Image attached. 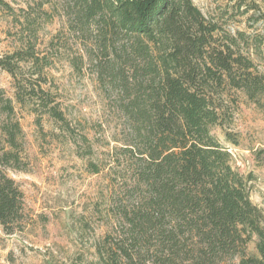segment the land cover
Here are the masks:
<instances>
[{"label": "trees", "instance_id": "1", "mask_svg": "<svg viewBox=\"0 0 264 264\" xmlns=\"http://www.w3.org/2000/svg\"><path fill=\"white\" fill-rule=\"evenodd\" d=\"M63 2L70 31L85 39L94 31L91 48L109 64L122 60L118 70L101 68L99 79L108 75L118 84L132 136L119 149V166L131 171L134 196L111 210L119 226L96 245V261L78 257L68 264H236L237 259L264 264V212L251 200L253 177L234 168L231 154L213 134L232 119L233 91L264 109V74L250 56V37L224 31L193 0ZM0 5L8 6L3 0ZM259 8L247 4L242 15ZM30 11L34 17L24 11L16 21L22 47L0 56V69L11 76L15 90L10 98L0 89V231L9 236L23 230L28 218L24 194L7 173L27 170L16 105L34 115L41 129L48 117L77 145L64 110L46 89L53 63L34 42L39 20L50 22L58 7L45 1ZM72 64L79 67L77 59ZM226 140L238 145L231 133ZM83 141L88 144L86 137ZM93 153L88 144L87 154ZM256 158L263 163L264 150ZM91 168L100 171L96 164ZM254 238L256 253L249 255Z\"/></svg>", "mask_w": 264, "mask_h": 264}, {"label": "rangeland", "instance_id": "2", "mask_svg": "<svg viewBox=\"0 0 264 264\" xmlns=\"http://www.w3.org/2000/svg\"><path fill=\"white\" fill-rule=\"evenodd\" d=\"M3 1L8 6L0 5V56L22 47L23 34L16 21L24 11L31 13L30 7L45 1L58 7L50 22L39 20L41 26L34 42L37 51L53 63L46 89L64 110L77 145L48 117H44L41 129L34 115L16 105L24 134L21 159L27 170L9 169L7 173L24 194L28 218L23 230L14 235L0 231V264H68L78 257L87 263L95 262L96 245L107 235L114 236L119 226L111 210L120 200L129 204L134 199L130 192L132 173L119 166L123 163L119 149L132 136L119 106L118 84L108 75L104 81L99 79L101 68L113 66L118 70L122 60L109 64L98 50L91 48L94 31L85 39L81 32L68 29L60 7L63 0ZM193 1L205 16L214 17L224 31L250 37V56L264 74V0ZM244 2L238 10V4ZM250 3H257L259 10L242 15ZM44 9L51 11L49 5ZM72 59H77L78 68ZM0 89L14 98L13 80L1 69ZM232 97L235 100L229 104V110H234L231 121L213 128V134L231 154L234 168L253 177L251 200L264 212V162L256 158L264 150V109L250 102L243 92L233 91ZM227 133L236 137L237 146L226 140ZM84 137L94 149L92 155L87 154ZM91 164L98 165L99 173L93 172ZM255 243L256 238L248 246L249 255L256 253ZM234 263L238 264V259Z\"/></svg>", "mask_w": 264, "mask_h": 264}]
</instances>
